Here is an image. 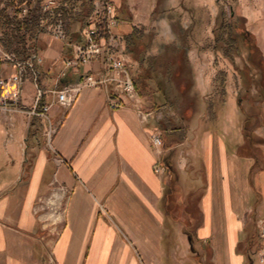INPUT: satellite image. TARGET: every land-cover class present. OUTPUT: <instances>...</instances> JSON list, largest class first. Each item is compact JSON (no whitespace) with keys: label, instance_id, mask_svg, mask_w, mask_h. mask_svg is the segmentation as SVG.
Returning a JSON list of instances; mask_svg holds the SVG:
<instances>
[{"label":"crops","instance_id":"obj_1","mask_svg":"<svg viewBox=\"0 0 264 264\" xmlns=\"http://www.w3.org/2000/svg\"><path fill=\"white\" fill-rule=\"evenodd\" d=\"M66 52L73 54L62 40L48 41L37 80L26 73L42 96L21 91L0 115V264H144L142 256L114 255L125 249L115 247L113 215L126 227L127 219L136 221L129 229L144 237L139 247L149 264L167 257L168 264H259L264 147L244 148V136L234 131L182 135L164 124L159 109L142 122L131 108H111L103 86L83 88L63 107L57 90L106 71L103 57L64 69ZM16 71L0 61V79ZM45 105L51 106L41 115ZM156 127H163L160 154L148 134ZM55 195L66 205L59 230L44 223V203Z\"/></svg>","mask_w":264,"mask_h":264},{"label":"rangeland","instance_id":"obj_2","mask_svg":"<svg viewBox=\"0 0 264 264\" xmlns=\"http://www.w3.org/2000/svg\"><path fill=\"white\" fill-rule=\"evenodd\" d=\"M6 1L1 0L0 7ZM107 2L113 4L123 34L129 36L132 26L136 29L135 39L128 40L121 34L114 36L110 31L114 25L110 26L108 35L115 40L107 51L121 52L127 59L130 73L145 96L142 101L152 108L148 110L159 109L164 124L182 135L187 129L195 136L201 128H206L205 132L218 129L222 135L234 131V135L244 136V148H250V143L258 150L264 147V0H81L74 9L83 11L82 15L72 25L61 14L62 7L70 6L68 2L44 0L40 10L50 18L42 20L45 32L40 34L41 43L53 38L52 31L60 20L68 33L62 40L64 47L74 54L72 44L84 43V29L94 20L95 9H102ZM35 5L36 0L23 4L20 16L27 18ZM100 19L102 26L106 25L105 13ZM69 54L65 53L63 61L73 55ZM30 78L26 74L22 90L28 97L38 89ZM153 129L163 137V127ZM158 167L162 166L156 164L155 173H162L157 172ZM57 192L63 197L65 191ZM56 195L47 199L43 212L47 228L59 230L66 205ZM113 218L115 247L125 249L114 255L126 259L131 254L136 259L142 256L143 263L149 264L139 247L144 237L132 235L129 229L136 221L127 219L126 227L117 216ZM170 240V236L164 237V245ZM162 254L165 258L169 251ZM164 263H170L169 257Z\"/></svg>","mask_w":264,"mask_h":264},{"label":"built area","instance_id":"obj_3","mask_svg":"<svg viewBox=\"0 0 264 264\" xmlns=\"http://www.w3.org/2000/svg\"><path fill=\"white\" fill-rule=\"evenodd\" d=\"M49 7L50 5L48 4L45 9L47 10ZM114 11L113 4L109 2L103 4L102 9L97 7V9H95L94 20L84 29V43L76 44L74 46V54L63 61L64 69H77L81 65H92L96 58L103 57L106 71L86 74L82 76L80 81L65 85L55 92L56 102L63 107H70L83 88L103 86L108 89V100L111 108H131L136 113L137 117L144 122L152 117L153 111L143 107L142 97L135 86L127 59L121 52L116 53L107 51L108 46L115 40L113 35H108L110 32L108 28L117 24ZM103 13L106 15V25L104 26H102V21L100 19ZM51 35L57 40H64L67 36L64 25L60 20L55 24ZM1 60L14 64L17 71L8 78L0 79V115L11 110L9 107L10 100L16 102L19 100L27 69L33 72L36 81L38 73L35 71V66L42 62L39 56L21 61L16 55L7 53L0 47V61ZM110 84L111 86L109 87ZM41 96L42 91L39 90L38 97L40 98ZM50 106L51 105L43 106V111L40 114L45 115ZM53 132L54 129L52 127H50L47 132L48 144L50 147ZM148 134L153 147L158 153H162L164 141L161 132L156 129H151ZM163 171L164 168H157V172ZM257 227L260 240L257 260L259 264H264V218L258 220Z\"/></svg>","mask_w":264,"mask_h":264},{"label":"trees","instance_id":"obj_4","mask_svg":"<svg viewBox=\"0 0 264 264\" xmlns=\"http://www.w3.org/2000/svg\"><path fill=\"white\" fill-rule=\"evenodd\" d=\"M29 1L30 0H7L3 6L0 7V46L4 51L16 55V57L21 61L33 59V57L39 56L40 52H42L47 46V43L44 44L40 41V34L45 32V25H42V20H49L50 18L47 16V14L46 16L43 15L40 10L44 0H36V5L29 10L28 17H21V7L23 4L29 3ZM62 1L64 3L68 2L70 4V6L62 7L61 14L63 15L64 19L69 21L72 25V22L76 20L78 21V18L82 15L83 11H76V9H74V4L81 0ZM10 8L11 11H9ZM89 13H91V10L88 11L87 15L85 16L88 17ZM121 24L122 23L119 21L117 26H114L110 29L113 35L118 36V34H121L123 39L126 37L128 40L134 38V32L136 31L135 27H131L128 36L123 34V31H121ZM127 24L130 25L129 23ZM133 79L135 86L143 100V97L145 96L138 86L137 79ZM157 86H159V83H157ZM143 107L147 110L152 109L148 107L144 101Z\"/></svg>","mask_w":264,"mask_h":264}]
</instances>
